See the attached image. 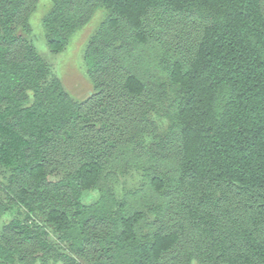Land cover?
Here are the masks:
<instances>
[{
	"label": "trees",
	"instance_id": "obj_1",
	"mask_svg": "<svg viewBox=\"0 0 264 264\" xmlns=\"http://www.w3.org/2000/svg\"><path fill=\"white\" fill-rule=\"evenodd\" d=\"M48 1L52 54L101 13L93 91L0 0V263L264 264V0Z\"/></svg>",
	"mask_w": 264,
	"mask_h": 264
},
{
	"label": "rangeland",
	"instance_id": "obj_2",
	"mask_svg": "<svg viewBox=\"0 0 264 264\" xmlns=\"http://www.w3.org/2000/svg\"><path fill=\"white\" fill-rule=\"evenodd\" d=\"M50 7L48 0H38L29 24L28 38L33 43L40 56L50 65L52 71L60 79L65 91L75 100H81L92 93L93 88L86 76L83 64V51L88 37L97 27L101 13L96 12L92 19L71 37L66 49L59 54H52L45 45L41 19ZM1 177V175H0ZM96 197L95 192L84 193V200L90 202ZM10 219L8 214L0 216V228ZM10 264V263H0ZM18 264V263H15ZM38 264V263H35ZM61 264V263H54Z\"/></svg>",
	"mask_w": 264,
	"mask_h": 264
}]
</instances>
